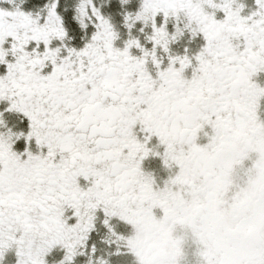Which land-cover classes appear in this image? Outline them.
<instances>
[{"label": "snow or ice", "instance_id": "snow-or-ice-1", "mask_svg": "<svg viewBox=\"0 0 264 264\" xmlns=\"http://www.w3.org/2000/svg\"><path fill=\"white\" fill-rule=\"evenodd\" d=\"M0 264H264V0H0Z\"/></svg>", "mask_w": 264, "mask_h": 264}]
</instances>
